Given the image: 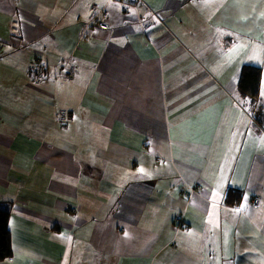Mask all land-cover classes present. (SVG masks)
Masks as SVG:
<instances>
[{"label":"crops","instance_id":"0c3cea01","mask_svg":"<svg viewBox=\"0 0 264 264\" xmlns=\"http://www.w3.org/2000/svg\"><path fill=\"white\" fill-rule=\"evenodd\" d=\"M137 6L0 0V264H264V0ZM36 57L72 77L33 80Z\"/></svg>","mask_w":264,"mask_h":264},{"label":"trees","instance_id":"16d2710c","mask_svg":"<svg viewBox=\"0 0 264 264\" xmlns=\"http://www.w3.org/2000/svg\"><path fill=\"white\" fill-rule=\"evenodd\" d=\"M261 86V69L251 64H243L237 79L236 89L240 96L255 102ZM239 192H230L226 198L229 203H237ZM8 206L0 205V259L11 254L10 232L8 229Z\"/></svg>","mask_w":264,"mask_h":264},{"label":"bare ground","instance_id":"6f19581e","mask_svg":"<svg viewBox=\"0 0 264 264\" xmlns=\"http://www.w3.org/2000/svg\"><path fill=\"white\" fill-rule=\"evenodd\" d=\"M121 7V10L122 11H129L127 8H125V7H122V6H120ZM246 64H249V63H246ZM251 65H254V64H251ZM45 66H46V68H47V70L49 71V69H48V66L45 64ZM254 66H258L260 69H261V66L260 65H254ZM242 67V66H241ZM241 67H240V69H241ZM63 68V67H62ZM61 68V69H62ZM64 68H66V67H64ZM51 74H53V76L54 77H64V78H70V77H72V75H70V76H66V75H64V74H62V73H60V70H54V71H49ZM240 72V71H239ZM238 75H239V73H238ZM237 79H238V77H237ZM236 84H237V81H236ZM261 86H262V69H261ZM261 86H260V88H261ZM260 90V89H259ZM238 92V91H237ZM260 92V91H259ZM238 94H239V92H238ZM240 95V94H239ZM241 98H243V99H246V100H248L249 101V103L251 104V105H253L254 106V102L253 101H251L249 98H246V97H242V96H240ZM173 164V163H172ZM174 167H175V165H173ZM200 184L199 183H196V184H187L186 185V188H185V185L180 189V197H181V199L183 200L182 202H185V204L186 205H188L189 204V202H190V199L192 198V197H194V196H201L202 197V195H201V193H200ZM180 197H179V202H180ZM227 201V200H226ZM239 201V200H238ZM210 202H212V200H210ZM259 202H260V200H259V196L258 195H253L252 196V198H251V206L253 207V208H257L258 207V204H259ZM227 203L229 204V205H237V203H229L228 201H227ZM184 213H185V208H182V209H180V210H178L174 215H173V219H172V225H173V227L175 228V230H179V229H181L182 227H184L185 226V221H184ZM72 215H74V213H72Z\"/></svg>","mask_w":264,"mask_h":264},{"label":"built area","instance_id":"2783aa9c","mask_svg":"<svg viewBox=\"0 0 264 264\" xmlns=\"http://www.w3.org/2000/svg\"><path fill=\"white\" fill-rule=\"evenodd\" d=\"M115 2H117L120 6L127 8L128 10H136L137 11V0H113ZM107 12L106 10H104V8H102L100 10V17L97 18L95 20V26H97L98 28H106L107 27ZM30 77L33 80H40V79H44L47 78L49 76H53V74H51L46 66L45 63L42 62L38 57H36L30 67ZM60 73L66 75V76H70L73 74V70L70 69L69 67L66 68H62L60 69Z\"/></svg>","mask_w":264,"mask_h":264},{"label":"snow or ice","instance_id":"6c2138e0","mask_svg":"<svg viewBox=\"0 0 264 264\" xmlns=\"http://www.w3.org/2000/svg\"><path fill=\"white\" fill-rule=\"evenodd\" d=\"M262 95H264V92L261 93ZM139 171L143 172V169H139ZM236 211H239V209H237ZM125 235H127V233H125Z\"/></svg>","mask_w":264,"mask_h":264},{"label":"rangeland","instance_id":"374dc122","mask_svg":"<svg viewBox=\"0 0 264 264\" xmlns=\"http://www.w3.org/2000/svg\"><path fill=\"white\" fill-rule=\"evenodd\" d=\"M239 71H240V69H239Z\"/></svg>","mask_w":264,"mask_h":264}]
</instances>
